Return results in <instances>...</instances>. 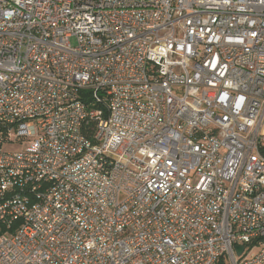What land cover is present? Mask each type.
Instances as JSON below:
<instances>
[{"label": "built area", "instance_id": "obj_1", "mask_svg": "<svg viewBox=\"0 0 264 264\" xmlns=\"http://www.w3.org/2000/svg\"><path fill=\"white\" fill-rule=\"evenodd\" d=\"M263 126L264 0H0V264H264Z\"/></svg>", "mask_w": 264, "mask_h": 264}, {"label": "water", "instance_id": "obj_2", "mask_svg": "<svg viewBox=\"0 0 264 264\" xmlns=\"http://www.w3.org/2000/svg\"><path fill=\"white\" fill-rule=\"evenodd\" d=\"M242 250H243V246L242 245L236 246V252H237L238 255H240Z\"/></svg>", "mask_w": 264, "mask_h": 264}, {"label": "rangeland", "instance_id": "obj_3", "mask_svg": "<svg viewBox=\"0 0 264 264\" xmlns=\"http://www.w3.org/2000/svg\"><path fill=\"white\" fill-rule=\"evenodd\" d=\"M263 130H264V126H263ZM4 150H12V149H14L12 146H8V145H4Z\"/></svg>", "mask_w": 264, "mask_h": 264}, {"label": "trees", "instance_id": "obj_4", "mask_svg": "<svg viewBox=\"0 0 264 264\" xmlns=\"http://www.w3.org/2000/svg\"><path fill=\"white\" fill-rule=\"evenodd\" d=\"M4 227L0 224V234L4 231Z\"/></svg>", "mask_w": 264, "mask_h": 264}]
</instances>
